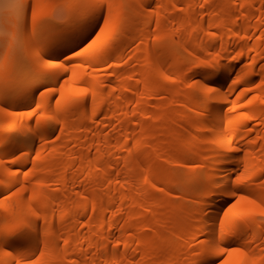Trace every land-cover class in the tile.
I'll return each mask as SVG.
<instances>
[{"label": "bare ground", "instance_id": "6f19581e", "mask_svg": "<svg viewBox=\"0 0 264 264\" xmlns=\"http://www.w3.org/2000/svg\"><path fill=\"white\" fill-rule=\"evenodd\" d=\"M19 1L30 79L0 65V249L15 236L13 256L37 264H264V221L231 239L254 207L239 197L264 202V0H112L98 46L120 25L114 46L67 74L46 65L98 0H67V22L41 15L55 0H30L35 23ZM206 64L224 70L213 85Z\"/></svg>", "mask_w": 264, "mask_h": 264}, {"label": "snow or ice", "instance_id": "6c2138e0", "mask_svg": "<svg viewBox=\"0 0 264 264\" xmlns=\"http://www.w3.org/2000/svg\"><path fill=\"white\" fill-rule=\"evenodd\" d=\"M9 5L6 3L4 7H8ZM28 11L30 13V19L33 23L37 22L38 19H44L43 16L38 17V13L36 7L30 2L26 5ZM94 12L92 17L90 18V23H87L80 27L78 30L72 32L71 35L64 37L61 39L60 43L56 45V47L64 48L65 51L61 53V56L64 57L62 63H53L48 64L46 67L48 68H65V72L67 74V65H70L73 62L74 58H81L84 56H88L90 53H104L109 51V46H114V42L119 35V27L120 25H116L112 27L111 34L108 36V39L98 46V42L101 39V35L108 31L109 26L112 24L111 20V9H112V0H98V3L93 6ZM99 33V34H98ZM25 34L28 37V44L31 45V34L29 32L28 23H25ZM49 59L51 60H60V56L50 55ZM210 69L213 70L214 75L211 79H209L206 83L208 85H213L217 82L219 77L223 74L224 70L221 69L218 72L215 71V65H207ZM108 68H111L112 65H107ZM261 83H264L262 81ZM41 87L44 88L45 91L51 92V89H48L46 85H41L35 89L33 96L37 93H40ZM88 88L82 87L79 88L76 92L77 96H86L88 94ZM247 91H251L250 89ZM204 94H215L212 87H207L203 89ZM70 103L72 101H69ZM251 103V100L248 101ZM39 105H36L38 108ZM215 107V105H213ZM36 108H30L26 115L29 117L30 121L35 120V111ZM3 111L7 112V109H3ZM244 119L251 120L252 118L245 115ZM233 151H237L233 149ZM195 166V165H194ZM232 177L235 179V183L237 185H243L245 183L246 177L243 175H238L237 173H232ZM18 191H23V189H19ZM16 192L11 193V195H16ZM233 195V201H226L230 206L226 211L223 212V217L220 218V227L219 231L221 234V239L224 238V218L229 217L230 213L233 212V209L237 207V203L235 201V193ZM0 197H3V193H0ZM240 200H246L250 205L254 207L243 211L235 215V218L231 220V239L235 240L237 236L246 235L247 233L244 229L253 228L254 221L258 217L262 221H264V202L257 203L255 199H251L248 196H240ZM66 243V242H65ZM119 243V242H118ZM199 243V241H198ZM216 243L215 234L210 242L211 244ZM24 244L22 241L18 240L13 236V238L5 243L4 247L0 249V264H37L36 260L32 259L31 256L25 255L24 252H18L17 257L13 256V251L16 248H23ZM195 251V249H193ZM221 252L226 255H231L232 253H238L241 255H245L244 248L242 247H232L231 244L227 246V248H221ZM219 255V254H218ZM223 260V257H220ZM204 264H216L213 261H205ZM223 264H229L228 261H223Z\"/></svg>", "mask_w": 264, "mask_h": 264}, {"label": "rangeland", "instance_id": "374dc122", "mask_svg": "<svg viewBox=\"0 0 264 264\" xmlns=\"http://www.w3.org/2000/svg\"><path fill=\"white\" fill-rule=\"evenodd\" d=\"M6 3L9 5L8 7H4ZM67 3V0L52 1L51 6L43 9L40 13L50 17L51 20L67 22L71 16L67 9ZM19 4V0H0V65L13 67L11 77L14 79L18 74H23L26 75L27 79L25 78V80H28L30 79L28 75L30 59L29 51L24 44V30L19 24L24 16ZM44 25L48 26L47 23ZM6 56H11L14 60L3 62L2 59ZM1 87L3 89H11L14 84H4ZM0 117H3L1 112ZM6 124L8 125L9 123L5 122ZM7 125L6 127L9 128L10 126Z\"/></svg>", "mask_w": 264, "mask_h": 264}]
</instances>
